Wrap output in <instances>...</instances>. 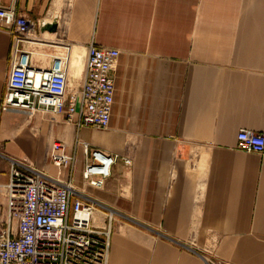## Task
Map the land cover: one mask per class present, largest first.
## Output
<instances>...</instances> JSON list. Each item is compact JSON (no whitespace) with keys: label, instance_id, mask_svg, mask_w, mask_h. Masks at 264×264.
<instances>
[{"label":"crops","instance_id":"1","mask_svg":"<svg viewBox=\"0 0 264 264\" xmlns=\"http://www.w3.org/2000/svg\"><path fill=\"white\" fill-rule=\"evenodd\" d=\"M0 4L49 40L34 53L24 44L33 65L50 66L65 44L84 52V67L92 42L120 50L108 127L52 109L28 117L1 108L13 37L0 27V183L9 158L69 180L72 201L95 202L96 226L112 217L108 264H264V152L237 138L264 133V0ZM55 140L74 154L72 166L48 158ZM84 141L117 155L102 186L83 177Z\"/></svg>","mask_w":264,"mask_h":264},{"label":"built area","instance_id":"2","mask_svg":"<svg viewBox=\"0 0 264 264\" xmlns=\"http://www.w3.org/2000/svg\"><path fill=\"white\" fill-rule=\"evenodd\" d=\"M0 27L13 37L11 68L1 100L3 111L19 110L32 117L41 108L52 109L65 112L70 120L78 113L79 124L108 127L118 48L90 43L82 83L73 87L67 55L55 57L50 66L31 63L23 49L34 36L29 17L18 14L14 5L0 4ZM237 138L238 147L264 152L263 132L241 129ZM82 145L87 155L83 177L91 185L102 186L117 155L86 141ZM0 155L6 157L1 149ZM47 156L58 167L73 165L74 154L61 140L51 143ZM9 159V180L0 183V264H108L112 217L107 225L96 226L95 202L81 198L72 201L74 188L69 180Z\"/></svg>","mask_w":264,"mask_h":264},{"label":"bare ground","instance_id":"3","mask_svg":"<svg viewBox=\"0 0 264 264\" xmlns=\"http://www.w3.org/2000/svg\"><path fill=\"white\" fill-rule=\"evenodd\" d=\"M34 36H31L30 41L28 42L29 47L31 46V49H28L29 51L34 53V49L36 47L34 45H48L50 42L46 38H41L36 36L37 34H33ZM75 46L72 45L70 47H64L66 50V55L68 56L69 66H70V73L76 78V82H73L72 86L75 87L77 83H79L82 79L83 75V68H82V62L83 57L78 54V52H75ZM41 50V49H39ZM42 52L39 53L43 55L46 53V51L41 50ZM44 52V53H43ZM64 54V53H63ZM46 56V54H44Z\"/></svg>","mask_w":264,"mask_h":264},{"label":"rangeland","instance_id":"4","mask_svg":"<svg viewBox=\"0 0 264 264\" xmlns=\"http://www.w3.org/2000/svg\"><path fill=\"white\" fill-rule=\"evenodd\" d=\"M75 48V52H78L79 55H81L82 57L84 56V52L81 51V49L77 46L74 47ZM57 53H60L61 55H66V50L65 49H58ZM64 53V54H63ZM82 68H84V63L82 62ZM72 74V73H71Z\"/></svg>","mask_w":264,"mask_h":264},{"label":"water","instance_id":"5","mask_svg":"<svg viewBox=\"0 0 264 264\" xmlns=\"http://www.w3.org/2000/svg\"><path fill=\"white\" fill-rule=\"evenodd\" d=\"M55 25H53V27H54ZM24 59H25V56H24ZM56 64H58V62H56Z\"/></svg>","mask_w":264,"mask_h":264}]
</instances>
